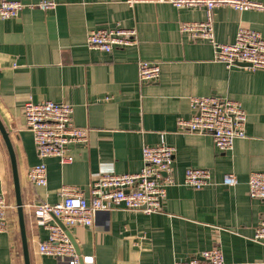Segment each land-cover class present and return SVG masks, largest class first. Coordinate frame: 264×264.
<instances>
[{
    "label": "crops",
    "instance_id": "1",
    "mask_svg": "<svg viewBox=\"0 0 264 264\" xmlns=\"http://www.w3.org/2000/svg\"><path fill=\"white\" fill-rule=\"evenodd\" d=\"M24 5L52 1L55 7L25 8L0 22V121L17 167L30 264H67L38 252L48 232L35 223L33 205L60 201L63 186H88L103 172L136 173L143 145L164 142L175 149L173 178L161 212L143 215L113 210L97 214L88 228L68 229L80 257L92 264H173L200 252L219 249L226 262L264 264V244L252 240L264 217V200L249 196L247 180L264 171V70L226 68L214 61L212 46L182 34L183 22L203 21V9L177 10L156 0H9ZM264 5V0H252ZM214 38L232 43L238 28L264 39V11L215 8ZM132 28L134 46L109 54L86 47L91 30ZM139 61L157 63L155 83L141 84ZM217 97L239 102L246 113L245 137L219 153L206 135L177 127L191 115V98ZM70 104L73 123L88 128L85 144L69 145L70 163L38 155L25 125V102ZM46 166V185H31L26 172ZM187 168L206 169L211 185L200 190L183 185ZM234 187L220 185L225 174ZM0 194L9 206L0 234V264H24L9 154L0 134ZM51 223H56L53 220Z\"/></svg>",
    "mask_w": 264,
    "mask_h": 264
},
{
    "label": "built area",
    "instance_id": "2",
    "mask_svg": "<svg viewBox=\"0 0 264 264\" xmlns=\"http://www.w3.org/2000/svg\"><path fill=\"white\" fill-rule=\"evenodd\" d=\"M138 0H130L132 4ZM167 3L177 10L203 9V21L183 22L179 26L182 34L190 40L206 41L213 48L214 61L226 68L242 66L249 71L264 70V39L254 30L238 28L232 43L215 41L212 12L215 8L227 7L238 12L264 11V5L252 0H156ZM37 7L49 10L55 7L52 1H42L37 5H24L18 1L0 0V22L16 18L25 8ZM136 44V32L132 28L91 30L86 36V47L105 54L115 49ZM157 63L139 61L137 77L141 84L155 83L160 76ZM191 115L188 119L179 118L177 127L190 134L209 136L219 153L233 149L235 140L245 137L246 113L241 104L226 98L201 97L189 100ZM73 108L70 104L43 101L25 102L23 118L32 133L38 155L41 158L56 157L62 164L70 163L66 155L69 145L85 144L90 130L78 128L73 123ZM175 149L164 142L156 146L143 145L141 149L142 168L136 173L98 174L88 186V197L84 191L72 186L60 189V201L49 205H33L35 223L47 232V239L39 244L42 255L65 260L67 264H79L73 244L57 223L58 219L68 230L88 228L93 225L97 214L113 210L133 211L143 215L161 212L167 188L175 185L173 178V156ZM28 182L37 187L46 185V166L43 163L29 168L26 172ZM210 172L206 169L187 168L183 185L200 190L211 185ZM221 186L234 187L237 179L233 174H225ZM249 196L264 200V171L252 172L247 180ZM9 206L0 194V234L7 227L6 212ZM252 240L264 244V217L254 229ZM84 264H92V258H84ZM173 264H241L226 262L219 249L200 252L188 261Z\"/></svg>",
    "mask_w": 264,
    "mask_h": 264
},
{
    "label": "water",
    "instance_id": "3",
    "mask_svg": "<svg viewBox=\"0 0 264 264\" xmlns=\"http://www.w3.org/2000/svg\"><path fill=\"white\" fill-rule=\"evenodd\" d=\"M0 134H1V137L4 141V143H5V146L7 148L9 158H10V162H11L12 181H13V189H14V195H15V206H16V212H17V218H18V224H19V232H20V238H21V244H22L23 262H24V264H30L26 234H25L23 204H22V200H21L20 186H19V179H18V174H17L15 156L13 153V149L11 146L9 135H8L6 129L3 126L1 121H0ZM54 220L59 225V227L64 231V233L68 236L71 243L73 244L76 255L79 257L78 258L79 264H84L82 258L80 257L78 247L75 244V242H74L72 236L70 235L69 231L63 226V224L58 219L55 218Z\"/></svg>",
    "mask_w": 264,
    "mask_h": 264
}]
</instances>
